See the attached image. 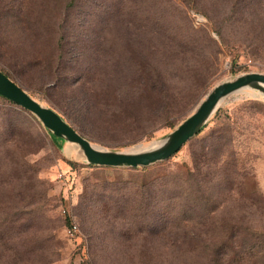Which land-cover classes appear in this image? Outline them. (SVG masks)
Here are the masks:
<instances>
[{"label": "rangeland", "instance_id": "obj_1", "mask_svg": "<svg viewBox=\"0 0 264 264\" xmlns=\"http://www.w3.org/2000/svg\"><path fill=\"white\" fill-rule=\"evenodd\" d=\"M0 71L94 146L133 149L219 83L264 74V0H0ZM48 134L0 97V264L264 261L257 91L147 167L90 165Z\"/></svg>", "mask_w": 264, "mask_h": 264}, {"label": "water", "instance_id": "obj_2", "mask_svg": "<svg viewBox=\"0 0 264 264\" xmlns=\"http://www.w3.org/2000/svg\"><path fill=\"white\" fill-rule=\"evenodd\" d=\"M243 89L255 90L264 98V74L247 73L219 83L192 114L149 149L109 151L94 146L54 109L35 100L0 71V97L34 115L53 136L76 145L88 164L102 167L141 168L168 160L197 135L223 99Z\"/></svg>", "mask_w": 264, "mask_h": 264}, {"label": "trees", "instance_id": "obj_3", "mask_svg": "<svg viewBox=\"0 0 264 264\" xmlns=\"http://www.w3.org/2000/svg\"><path fill=\"white\" fill-rule=\"evenodd\" d=\"M3 73V72H2ZM4 75H6L5 73H3ZM7 76V75H6ZM8 77V76H7ZM8 101V100H7ZM66 121V120H65ZM48 137L50 138V140L53 142V143H58V142H62V139H59V138H57V137H55V136H53V135H51V134H48ZM208 252V251H207ZM209 256H208V258L205 260L206 261V264H211V260L213 261V262H217L218 261V259H217V256H219L220 257V255L222 254L221 252H219V249H217V250H215V249H211V251L210 252H208L207 253ZM213 254H214V256H213ZM264 257V256H263ZM264 263V261H262V263L261 264H263Z\"/></svg>", "mask_w": 264, "mask_h": 264}, {"label": "bare ground", "instance_id": "obj_4", "mask_svg": "<svg viewBox=\"0 0 264 264\" xmlns=\"http://www.w3.org/2000/svg\"><path fill=\"white\" fill-rule=\"evenodd\" d=\"M155 142H156V141H153V142H151V143H149V144H147V145H143V146H142V144H141L140 146H137V147H135V148H133V149L125 150V152H127V151H131V150H142V149L145 150V149H149L150 147L154 146Z\"/></svg>", "mask_w": 264, "mask_h": 264}]
</instances>
